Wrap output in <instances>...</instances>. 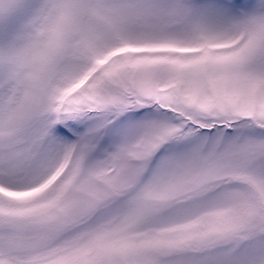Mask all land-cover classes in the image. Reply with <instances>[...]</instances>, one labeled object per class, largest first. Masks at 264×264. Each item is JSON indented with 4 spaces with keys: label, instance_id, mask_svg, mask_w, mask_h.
Wrapping results in <instances>:
<instances>
[{
    "label": "snow or ice",
    "instance_id": "snow-or-ice-1",
    "mask_svg": "<svg viewBox=\"0 0 264 264\" xmlns=\"http://www.w3.org/2000/svg\"><path fill=\"white\" fill-rule=\"evenodd\" d=\"M0 264H264V0H0Z\"/></svg>",
    "mask_w": 264,
    "mask_h": 264
}]
</instances>
